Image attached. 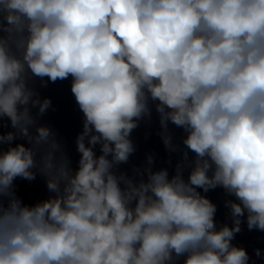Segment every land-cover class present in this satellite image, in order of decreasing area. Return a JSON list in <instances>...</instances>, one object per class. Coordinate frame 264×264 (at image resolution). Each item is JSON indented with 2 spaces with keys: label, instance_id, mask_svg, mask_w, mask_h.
Returning <instances> with one entry per match:
<instances>
[{
  "label": "clouds",
  "instance_id": "9594fccd",
  "mask_svg": "<svg viewBox=\"0 0 264 264\" xmlns=\"http://www.w3.org/2000/svg\"><path fill=\"white\" fill-rule=\"evenodd\" d=\"M58 81L75 167L42 122ZM154 114L166 166L132 164ZM242 224L264 233V0H0V264H257Z\"/></svg>",
  "mask_w": 264,
  "mask_h": 264
}]
</instances>
